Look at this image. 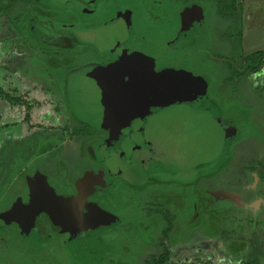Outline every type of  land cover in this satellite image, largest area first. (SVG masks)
Segmentation results:
<instances>
[{
	"label": "rangeland",
	"instance_id": "374dc122",
	"mask_svg": "<svg viewBox=\"0 0 264 264\" xmlns=\"http://www.w3.org/2000/svg\"><path fill=\"white\" fill-rule=\"evenodd\" d=\"M217 1L169 0L163 8L174 9L166 13L172 21L171 25L162 28L161 35L169 39L168 43L177 34V40L172 43H185L189 38L194 44L193 60L187 64L178 62V65H173L177 68L166 74L194 81L215 104L222 117L232 121L237 137L230 149V156L221 166L196 175L190 181H152L153 184L144 185L139 192L132 189L128 191L127 185L116 186V181L113 182L115 188L109 193L115 201V224L102 231L101 236H105L106 240L99 238L98 244L96 238L88 233H80L82 236L77 238L68 233L67 239L56 241L49 247L48 241L36 244L30 237L20 239L15 231L11 233L7 225L0 223V264H156V259L164 252L168 253V264H245L248 258H257L264 264V179L260 177L261 166L264 165V97H259L264 90V73L260 76L253 73L238 74L243 70L238 66L241 59L264 49V0H222V10L217 6ZM231 1H234V7L225 8ZM220 10L221 16L218 14ZM28 12L27 7L16 5L3 9L0 14V45L5 51L9 48L13 51L22 49L29 55L44 51L41 41L36 38L42 29L31 27L32 16ZM30 13L33 15V10ZM43 13V10H39L40 16ZM186 17L188 21L184 22ZM173 19L178 20L176 22ZM27 28L32 32L30 36ZM18 46L20 49H17ZM180 48L175 50L182 54L186 46ZM179 60L182 62L183 58ZM8 66L0 63V69H5L6 73L9 71ZM125 75L127 78L143 76L135 72ZM14 77L8 72L4 84L12 86L16 79ZM80 84L85 86L84 81ZM94 88L96 92L99 90L96 85L90 86V89ZM65 98V90H52L49 103H45L47 108L42 112V119L53 113V117L58 119L65 112L66 122H43L40 116L42 126L48 130L63 131V127L66 130V144L60 156L63 164L58 166L52 162L45 166L44 183L58 201L62 197L59 195L65 198L71 191L78 192L75 183L86 170L77 164L94 166L86 157L89 142L76 141L70 137L75 121L63 100ZM87 100L81 93L77 95L80 103H86ZM117 101L108 102V108L117 110ZM151 104L146 107L151 114H147L144 119V130L148 131L146 136H149V130L153 127L159 128L158 131L165 128V118L171 119L169 114H172L175 105L171 102L157 106ZM88 107L89 111L96 112V107ZM99 131L106 132L103 129ZM165 136L163 132V139ZM167 141L170 143V138ZM224 141L222 131V145ZM104 151L108 154L106 149ZM95 162L102 165L96 159ZM98 173L103 175L102 170ZM60 174L71 175L73 183H67L63 177L61 180L57 178ZM55 178L57 187L62 182L68 185H65V191L63 187L53 188L51 182ZM137 193L143 197L131 196ZM85 196L83 192L81 199ZM6 197L2 203L4 207L7 205ZM144 199L160 200L163 206V212L157 216V228L149 232H142L136 226L138 222L146 220L144 212L147 203L144 204ZM135 202L137 206L132 207ZM105 207L108 209L110 206L107 204Z\"/></svg>",
	"mask_w": 264,
	"mask_h": 264
},
{
	"label": "flooded vegetation",
	"instance_id": "af4514ba",
	"mask_svg": "<svg viewBox=\"0 0 264 264\" xmlns=\"http://www.w3.org/2000/svg\"><path fill=\"white\" fill-rule=\"evenodd\" d=\"M168 1L97 0L86 5L78 0H0V6L3 9L13 8L16 5L27 7L28 13L32 16L31 27L42 29V33H37L36 38L41 41L45 49L40 52L42 59L37 66L40 70L43 68L41 71L45 75L49 89L65 90L68 74L82 69L90 68L94 72L109 74L113 78L129 82V78L123 76L128 72L141 73L143 76L149 73L152 75L166 73L176 69L177 67L173 65H178V62L187 64L193 60L194 44L190 42L189 38L185 43L180 41L172 43V41L177 40L178 35L175 34V39L173 38L170 40L171 43H168L169 39L161 35L162 28L171 25L172 21V18L166 16V13L173 12L174 9L166 10L163 8L169 3ZM172 1L181 2L182 0ZM216 3L221 9L222 7L218 3L222 4V0H218ZM176 7L175 9H177ZM30 10H33V15H31ZM39 10L44 11L42 16L39 15ZM218 14L221 16L222 11H218ZM184 19V22L188 21V17L186 20ZM177 20L173 19L176 22ZM173 25L175 26V24ZM110 28L113 29L110 30ZM26 30L30 36L31 30L29 28ZM184 46L186 49L182 51V54L175 50L177 47L181 49L180 47ZM180 57L183 58L182 62L179 60ZM184 61L188 62L184 63ZM13 65L18 67L20 62L16 60ZM200 89L202 90V88ZM202 93L204 94L203 90ZM206 98L215 106L208 97ZM217 111L222 116L218 109ZM63 121L66 122V119ZM74 121L75 124L71 129L70 137L75 138L76 141L85 140L93 145L97 141L108 139L109 134L107 132L80 124L75 118ZM64 129L65 127L60 132L66 135ZM89 144L86 148L88 154L86 157L94 166L84 167L82 163L77 164L79 168L83 167L86 170V173L75 183L78 192L74 190L73 193L71 191L68 195L69 199H61L58 202L67 207L76 205L82 212L105 216L113 222L102 225L97 230L88 227L76 232L60 230L51 226L46 213L41 212V210H33V208L38 207L41 199V193L34 189L32 195L25 199V202L31 204V208L29 207L30 209L24 211L21 219L17 218L19 223L14 224V226L7 224V230L11 233L15 231L20 239L30 237L31 241L36 244H43L42 242L48 241L49 247L56 241L67 239L68 233L76 238L81 235L80 233H88L92 235L91 237L96 238V244L99 243V238L106 240L105 236H101L102 231L115 224L113 217L115 201L112 200L109 191L114 189L115 185L124 184L127 185L128 191L132 189L139 192L144 185L153 183L151 180L141 177L117 178L116 182L113 181L107 167L103 164L99 165L92 158ZM100 170L103 173L102 177L98 173ZM44 186L46 187V185ZM83 192L89 198L85 196L81 199ZM131 196L143 197L140 193L131 194ZM144 200V204L147 203L144 212V219L146 220L138 222L136 226L137 229L143 230L142 232H149L152 228H157V216L163 212V206L162 202L157 201V199L154 201ZM137 202L132 203L131 206L136 207ZM107 204L110 206L108 209L105 207ZM24 235L26 236L24 237ZM17 237L15 238L16 241Z\"/></svg>",
	"mask_w": 264,
	"mask_h": 264
},
{
	"label": "water",
	"instance_id": "95a60500",
	"mask_svg": "<svg viewBox=\"0 0 264 264\" xmlns=\"http://www.w3.org/2000/svg\"><path fill=\"white\" fill-rule=\"evenodd\" d=\"M78 1L90 5L97 0ZM110 77L90 68L72 72L66 79L65 94L67 106L77 121L109 134L105 141L91 145L89 151L92 158L107 167L114 181L132 177L154 182L190 181L221 166L230 156L236 127L220 115L194 81L166 73L131 77L129 82ZM91 85L99 90L90 89ZM80 93L88 99L86 103L77 101ZM117 99V110H110L108 102ZM169 102L175 105L169 114L171 119L165 118V128L158 131L153 127L146 136L144 119L151 114L146 107L150 103L157 106ZM89 105L96 107L95 113L89 111ZM37 206L33 210L46 213L51 226L59 229L97 230L112 222L105 216L82 212L76 205L67 207L59 203L43 186Z\"/></svg>",
	"mask_w": 264,
	"mask_h": 264
},
{
	"label": "crops",
	"instance_id": "0c3cea01",
	"mask_svg": "<svg viewBox=\"0 0 264 264\" xmlns=\"http://www.w3.org/2000/svg\"><path fill=\"white\" fill-rule=\"evenodd\" d=\"M1 45L0 63L9 64L8 72L16 79L12 86L5 85L4 80L8 72L0 69V223L14 226L19 223L17 218L21 219L24 211L30 209L31 204L25 202V199L32 195V191L37 189L42 194V186L48 189L44 186L45 166L52 162L59 166L64 162L60 156L66 144V136L59 130H48L42 123H60L66 119V115L63 112L62 116L59 115L60 117L55 119L53 113L42 119V112L47 108L45 103H49L52 90L49 89L41 71L43 68L40 70L37 66L42 59L40 52L29 55L19 46L17 49L20 50L13 51L8 47L5 51ZM16 60L20 62L18 67L13 65ZM53 92L56 95V92ZM57 99L61 102L60 98ZM65 99L63 100L66 101ZM40 116L43 122L40 121ZM61 177L65 178L67 183H73L71 175L60 174L57 178L61 180ZM57 178L54 181L52 179L53 188L63 187L62 190L65 191L68 185L62 182L57 187ZM5 196L10 203L7 200L4 207L2 203L6 201L3 200ZM60 196L63 200L70 198L68 194L65 198L64 195Z\"/></svg>",
	"mask_w": 264,
	"mask_h": 264
},
{
	"label": "trees",
	"instance_id": "16d2710c",
	"mask_svg": "<svg viewBox=\"0 0 264 264\" xmlns=\"http://www.w3.org/2000/svg\"><path fill=\"white\" fill-rule=\"evenodd\" d=\"M219 6L222 7V4H219ZM235 5L234 1H231L225 8H233ZM222 10V8H221ZM3 11V8L0 6V12ZM238 66L242 68V72L238 73L240 76L245 75L247 73H253L257 76H260L264 73V49L260 51H256L244 59H241L238 63ZM259 97H264V90L262 91V94ZM261 178L264 179V165L261 166ZM249 257V256H248ZM168 253L164 252L163 255L159 256L155 263L156 264H168ZM245 264H262L257 258L250 259L245 262Z\"/></svg>",
	"mask_w": 264,
	"mask_h": 264
},
{
	"label": "bare ground",
	"instance_id": "6f19581e",
	"mask_svg": "<svg viewBox=\"0 0 264 264\" xmlns=\"http://www.w3.org/2000/svg\"><path fill=\"white\" fill-rule=\"evenodd\" d=\"M239 102V101H238ZM237 103V102H236ZM229 104V103H228ZM238 104H240V103H238ZM224 107H225V105H224ZM257 107H259V106H257ZM257 110V109H256ZM258 111V110H257ZM257 111H255V112H257ZM255 141V140H254ZM257 142V141H256ZM260 143V142H259ZM262 144V143H261ZM260 147V146H259Z\"/></svg>",
	"mask_w": 264,
	"mask_h": 264
}]
</instances>
